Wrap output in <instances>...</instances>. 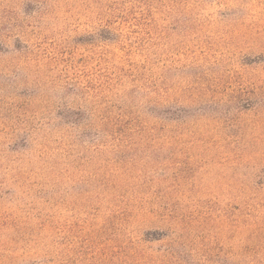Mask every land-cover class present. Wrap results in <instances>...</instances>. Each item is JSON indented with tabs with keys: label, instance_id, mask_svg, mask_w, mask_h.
<instances>
[{
	"label": "rangeland",
	"instance_id": "obj_1",
	"mask_svg": "<svg viewBox=\"0 0 264 264\" xmlns=\"http://www.w3.org/2000/svg\"><path fill=\"white\" fill-rule=\"evenodd\" d=\"M0 264H264V0H0Z\"/></svg>",
	"mask_w": 264,
	"mask_h": 264
}]
</instances>
